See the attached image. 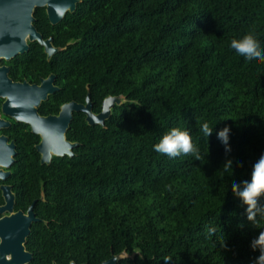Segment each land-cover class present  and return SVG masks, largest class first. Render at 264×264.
I'll return each mask as SVG.
<instances>
[{"label":"trees","instance_id":"16d2710c","mask_svg":"<svg viewBox=\"0 0 264 264\" xmlns=\"http://www.w3.org/2000/svg\"><path fill=\"white\" fill-rule=\"evenodd\" d=\"M34 17L54 45L76 40L49 60L34 41L0 61L15 81L55 75L59 89L40 114L84 102L87 88L94 112L107 95L126 101L103 125L73 113L66 132L77 143L73 156L50 164L40 163L39 137L27 124L12 120L0 130L16 145L4 181L15 210L36 199L40 220L25 243L30 264H99L133 249L139 253L115 264H252L259 252L248 244L264 229V216L248 220L231 185L247 179L264 152V62L245 64L228 45L252 36L264 53V0H80L55 25L44 7ZM205 119L214 130L208 138L199 131ZM173 126L188 130L200 159L153 150ZM224 129L228 154L215 141Z\"/></svg>","mask_w":264,"mask_h":264},{"label":"water","instance_id":"95a60500","mask_svg":"<svg viewBox=\"0 0 264 264\" xmlns=\"http://www.w3.org/2000/svg\"><path fill=\"white\" fill-rule=\"evenodd\" d=\"M80 0H0V61H9L17 54L29 49V43L36 41L43 48L46 59L66 48L76 40L70 39L64 47L53 45L52 38H44L34 26V11L44 7L49 22L57 24L67 12H73ZM9 67L0 64V130L8 128L11 121L27 124L30 131L39 137L35 148L39 153L41 164H50L54 157L73 156L77 143L66 137L73 113L82 112L87 124L103 125L111 115L114 105L126 101V96L107 95L101 102L99 112H94L89 89L86 90L84 102L69 101L61 104L56 114L41 115L39 107L42 102L58 91L54 84L55 75L50 73L40 78L39 83L26 80L15 81L9 75ZM16 145L14 140L0 132V192L3 203L0 204V264H30L32 253L26 249V238L33 222L40 219L35 216L34 199L23 210H15V193L10 184L4 181L10 176V166L14 162ZM44 198L41 183L40 199ZM139 253L133 249L131 254L122 251L112 255L99 264H115L124 257H134ZM52 264H56L54 261ZM70 264H76L71 261Z\"/></svg>","mask_w":264,"mask_h":264},{"label":"clouds","instance_id":"9594fccd","mask_svg":"<svg viewBox=\"0 0 264 264\" xmlns=\"http://www.w3.org/2000/svg\"><path fill=\"white\" fill-rule=\"evenodd\" d=\"M229 51L237 59L245 64L264 62V53L260 50V45L256 43L252 36H245L241 39L233 38L229 42ZM199 131L203 137L208 138L213 134V127L208 120H202L199 125ZM228 129L215 133V141L222 148L225 154H228ZM154 151L166 154L169 157H175L180 154L192 153L196 159H200V153L192 143V138L187 129L180 127H170L165 131L157 142L152 145ZM223 173L231 175L233 168L232 162L228 161L223 165ZM231 191L238 198L242 205H245L246 218L255 222L257 215L264 216V203L260 198L264 196V152L251 164L247 179L231 185ZM212 230L208 231V236H213ZM249 248L258 250L259 254L254 258L252 264H264V229H261L254 237L249 240ZM164 261L170 257L164 256Z\"/></svg>","mask_w":264,"mask_h":264},{"label":"flooded vegetation","instance_id":"af4514ba","mask_svg":"<svg viewBox=\"0 0 264 264\" xmlns=\"http://www.w3.org/2000/svg\"><path fill=\"white\" fill-rule=\"evenodd\" d=\"M49 37H51V36H49ZM47 38V37H46ZM52 38V37H51ZM52 42H53V40H52ZM53 45H54V43H53ZM54 46H56V45H54ZM56 47H60V46H56ZM40 80V79H39ZM30 83V82H29ZM39 83V82H38ZM40 113V112H39ZM41 115H43V114H41ZM48 115V114H47ZM5 183V182H4ZM2 184V183H1Z\"/></svg>","mask_w":264,"mask_h":264}]
</instances>
